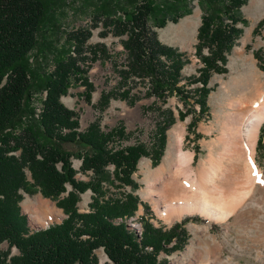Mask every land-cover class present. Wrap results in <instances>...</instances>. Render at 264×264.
Listing matches in <instances>:
<instances>
[{
	"label": "trees",
	"instance_id": "1",
	"mask_svg": "<svg viewBox=\"0 0 264 264\" xmlns=\"http://www.w3.org/2000/svg\"><path fill=\"white\" fill-rule=\"evenodd\" d=\"M198 1L202 14L195 55L202 66L198 75L189 77L182 74L188 55L162 43L156 29L191 13L190 0H131L130 7L117 5L112 13L106 12L107 31L125 35L127 63L118 70V88L102 92L101 108L113 98L132 102L129 83L139 79L149 83L146 95L162 102L172 94L188 104L194 99L199 112L207 113L210 77L227 71V55L243 31L240 25L247 23L240 11L247 0ZM46 9L45 0H0V264H99L96 249L100 247L108 258L104 264H161L158 254L165 243L175 238L179 243L174 246L180 248L187 240L180 224L164 229L142 215L139 236L127 220L142 204L134 193L138 162L148 156L158 164L173 114H163L151 146L143 142L118 145L125 130H104L99 121L82 129L77 112L66 107L62 97L72 83L80 82L85 99L91 100L94 85L82 68L83 60L89 58L85 51L95 57L99 51L107 55V48L104 44L84 48L91 31L73 30L66 33V43L60 46L64 51H57L53 68L42 70L36 59L30 60V53L39 43ZM116 10L121 14L113 15ZM263 27L264 16L254 32ZM254 55L264 70L261 51ZM37 89L44 91L45 99L35 117L30 100ZM185 116L180 113L181 118ZM196 121H191V128ZM263 143L264 124L257 140L259 153ZM74 157L81 160L80 172L91 173L89 180L76 178ZM105 185L124 190L106 197ZM88 190V210L80 211L81 194ZM37 191L63 210L61 222L38 230L29 226L20 203L24 193Z\"/></svg>",
	"mask_w": 264,
	"mask_h": 264
},
{
	"label": "rangeland",
	"instance_id": "2",
	"mask_svg": "<svg viewBox=\"0 0 264 264\" xmlns=\"http://www.w3.org/2000/svg\"><path fill=\"white\" fill-rule=\"evenodd\" d=\"M130 1L45 0L47 7L45 23L40 32L39 43L30 53V60L36 59L42 70H50V68H53L57 51H64L60 46L66 43V33L77 29H88L91 31V36L85 42L84 48L104 44L108 54L99 51L97 56L93 57L90 51H85L89 58L83 60L84 65H82V68L87 69L88 79L94 85L90 101L85 99L84 86L80 82L72 83L68 94L62 97L64 105L77 112L81 128H86L93 121H99L104 130L112 128H123L125 130L126 135L124 138H119L118 145L124 146L143 142L151 146L156 136L157 124L163 114L165 113L166 116L169 115V112L173 114V122L166 131V148L158 164L154 165L150 157L143 156L140 158L137 170L133 174V178L138 183L134 193L138 195L142 204L139 205L131 221L141 226L142 223L139 217L144 215L156 227L164 226V229H167L175 223L180 224L187 238L184 246L180 248L174 246L179 243L175 238L165 243L164 250H161L158 254V260L161 264H264V184L257 182L251 196L245 200L239 209L238 212L245 213L243 215L244 220L241 223L236 222V214L230 215L223 222H213L199 213L189 214L187 212H184L185 214L183 213L179 219L169 223L165 217V207L168 205V201L158 203L156 196H154V201L149 196V183L155 181L150 173L162 163L169 144L170 129L175 124L182 121L187 122L185 146L194 151L193 163L196 167L198 162L209 154L208 142L218 132L217 129L208 132L206 128L215 123L221 113L222 107L219 106V102L223 106V102L227 100V95L223 90L224 85L228 84L231 78H240L247 75L251 77L254 74L260 92H264V70L258 67L254 55V52L258 50L261 51L264 58V27L260 28L258 32H254L257 22L264 16V0H247L240 8L247 23L240 25L243 31L227 55V71L213 73L210 77L209 85L212 90L206 100L207 113L199 112V105L194 99H191L188 104L175 94L169 96L166 102L148 96L146 91H148L149 83L147 80L139 79L129 83L131 92L134 94L132 102L122 98H113L106 107L101 108L99 99L102 92L118 88L121 81L118 70L127 63V56L122 42L125 35L117 36L110 30L108 32L104 25L105 15L106 12L107 14L112 13L117 5L130 7ZM189 7L191 13L179 18L177 22L168 20L165 26L156 29L158 38L162 43L173 46L188 55L189 62L182 69V74L185 77L198 75V68L202 66L199 58L195 55L196 35L201 23L202 9L198 0H190ZM116 11L113 15L121 14V10ZM66 47L72 49V46L66 45ZM204 51L207 53L206 48ZM196 85L198 83L188 86V89ZM233 89L235 92V88ZM217 93L219 97L216 96ZM44 99L45 93L43 90L33 91L30 102L35 117L40 114ZM224 108L226 107L224 106ZM182 112L186 116L181 118L180 113ZM193 119H197V121L195 127L191 128L190 123ZM259 133L260 129L257 140ZM195 146L198 147V150L194 149ZM213 155L214 157L218 156L217 150L213 151ZM147 163L149 164L148 169H146ZM80 164L81 160L79 158H72V165L78 170L75 175L76 178L89 180L91 173L80 172ZM255 166L264 175V143L262 152L259 153L257 141ZM126 189L130 190L129 187ZM123 190L105 185L106 197L119 195ZM40 199L48 201L45 203L48 212L44 209L34 210L30 206V203H37ZM90 201L91 191L88 190L82 193L78 202L79 210H88ZM52 204L61 212L58 215L59 218L46 222L47 214H53ZM20 205L22 212L28 217V223L32 229L46 228L51 224L59 223L65 216L55 200L44 197L39 191L31 195L24 193ZM3 246L6 247L7 245L4 244ZM102 249L101 247L96 249L99 264H104L108 260ZM12 251L15 252L16 250L13 249Z\"/></svg>",
	"mask_w": 264,
	"mask_h": 264
},
{
	"label": "bare ground",
	"instance_id": "3",
	"mask_svg": "<svg viewBox=\"0 0 264 264\" xmlns=\"http://www.w3.org/2000/svg\"><path fill=\"white\" fill-rule=\"evenodd\" d=\"M228 84L223 87L227 100L223 106L219 102L221 113L206 128L208 132L218 131L208 142L207 157L194 167V151L185 146L187 122L182 121L170 129L162 163L152 173L149 171L155 179L149 183L150 199L154 201L156 196L158 203L168 201L165 217L169 223L184 212L199 213L213 222H223L236 214V222L241 223L245 213L239 209L251 196L255 184H264V175L255 166L257 136L264 122V92H260L254 74L231 78ZM216 150L218 156L214 157ZM146 167L149 168L148 163ZM46 202L40 199L30 206L45 211ZM52 207L53 214H47L46 222L60 215L61 210L53 204Z\"/></svg>",
	"mask_w": 264,
	"mask_h": 264
},
{
	"label": "built area",
	"instance_id": "4",
	"mask_svg": "<svg viewBox=\"0 0 264 264\" xmlns=\"http://www.w3.org/2000/svg\"><path fill=\"white\" fill-rule=\"evenodd\" d=\"M133 219V217H131V218H129L127 221H128V225L130 226V227H132L134 230H135V232L137 233V235H141L142 234V230H143V228H142V225L140 226V224H135V223H133V221H131ZM102 249V248H101ZM103 250V249H102Z\"/></svg>",
	"mask_w": 264,
	"mask_h": 264
},
{
	"label": "water",
	"instance_id": "5",
	"mask_svg": "<svg viewBox=\"0 0 264 264\" xmlns=\"http://www.w3.org/2000/svg\"><path fill=\"white\" fill-rule=\"evenodd\" d=\"M38 229H41V228H37V230H38Z\"/></svg>",
	"mask_w": 264,
	"mask_h": 264
}]
</instances>
